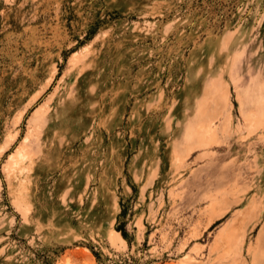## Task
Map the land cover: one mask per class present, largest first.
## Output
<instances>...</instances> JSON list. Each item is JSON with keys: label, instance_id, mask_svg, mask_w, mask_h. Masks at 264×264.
<instances>
[{"label": "rangeland", "instance_id": "1", "mask_svg": "<svg viewBox=\"0 0 264 264\" xmlns=\"http://www.w3.org/2000/svg\"><path fill=\"white\" fill-rule=\"evenodd\" d=\"M0 264H264V0H0Z\"/></svg>", "mask_w": 264, "mask_h": 264}, {"label": "trees", "instance_id": "2", "mask_svg": "<svg viewBox=\"0 0 264 264\" xmlns=\"http://www.w3.org/2000/svg\"><path fill=\"white\" fill-rule=\"evenodd\" d=\"M118 230L122 231L123 235L126 236V232H125V230H123L122 227L121 228H118Z\"/></svg>", "mask_w": 264, "mask_h": 264}]
</instances>
